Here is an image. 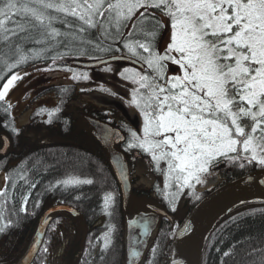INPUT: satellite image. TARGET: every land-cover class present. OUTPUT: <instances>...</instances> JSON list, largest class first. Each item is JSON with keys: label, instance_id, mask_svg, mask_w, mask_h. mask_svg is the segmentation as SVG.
I'll use <instances>...</instances> for the list:
<instances>
[{"label": "snow or ice", "instance_id": "6c2138e0", "mask_svg": "<svg viewBox=\"0 0 264 264\" xmlns=\"http://www.w3.org/2000/svg\"><path fill=\"white\" fill-rule=\"evenodd\" d=\"M93 30L94 40L87 39ZM165 31L167 44L158 50ZM26 40L37 44L52 40L61 45L64 51H58L53 62L83 56L85 46L99 48L105 40L117 45L114 52L119 55L109 60L95 58L94 62L101 72H115L133 86L129 97L112 92L143 115L142 132L138 135L131 130L130 138L121 139L126 151L139 149L155 162L151 166L168 180L163 187L157 186L160 191L170 185L175 188L174 193L165 192L172 212L177 211V197L193 183H203L201 174L214 161L223 158L241 168L253 163L264 168V0H0V42L16 52ZM74 40L80 41L77 49L71 47ZM107 50H112L110 45ZM88 58L93 59L90 54ZM27 59L20 55L11 68ZM116 61L142 67L114 69ZM170 64L179 71L169 75ZM145 67L151 72L144 71ZM68 70L73 72L71 66ZM27 74L12 72L0 83V106L5 112L13 107L11 90ZM71 78L76 79L74 72ZM6 139L0 137V151ZM8 179L0 175V197L5 196ZM19 179L28 182L23 175ZM71 183L92 185L93 180L57 181L58 186ZM110 198L105 196V202ZM27 203L26 197L21 212L27 211ZM9 220L8 227L14 226ZM142 221L141 235H147L152 223L147 212ZM187 231L185 225L181 235ZM56 234L62 236L63 232ZM170 235L176 238L175 233ZM108 248L105 239L101 252ZM43 252L46 264L48 247ZM222 255L232 254L224 251ZM182 262L188 264L180 254L173 255L171 249L165 252L158 243L149 245L142 258V264ZM0 264H8L3 254ZM241 264H264V245L248 247Z\"/></svg>", "mask_w": 264, "mask_h": 264}, {"label": "trees", "instance_id": "16d2710c", "mask_svg": "<svg viewBox=\"0 0 264 264\" xmlns=\"http://www.w3.org/2000/svg\"><path fill=\"white\" fill-rule=\"evenodd\" d=\"M54 27L64 31L60 24H55ZM165 33L159 38L158 50ZM86 38L94 40V30L93 34L87 35ZM60 39L63 37H57V40ZM109 45L112 50H107ZM71 47L77 49L80 47V41L74 40ZM115 47L117 45L105 40L99 48L85 46L83 56H66L53 62L52 57L58 51H64L56 41L46 40L43 44H37L26 40L18 45L16 52L11 47H4L3 42H0V83L12 72L29 71L30 68L42 64L49 65L50 70L69 73L70 76L73 72L75 76L79 72H92L97 68H86L82 64L94 62L95 58L105 59L119 55L114 52ZM89 54L93 59L88 58ZM20 55L28 59L16 68H11L14 59H19ZM120 62L125 63V68L129 69L142 67L126 61ZM69 66L73 72L68 70ZM144 71L151 72L146 67ZM127 74L134 75L133 72ZM79 81L77 78L72 79V82L53 85L38 92L24 110V113L28 112L26 124H22L20 118L15 115L13 104L7 112L0 106V137L6 134L10 139L9 149L0 152V175L9 177L5 196L0 197V254H3L8 264H15L25 255L39 229L43 214L58 204L71 205L79 214L74 216L68 212H57L48 218L42 245L32 264H45V246L49 249L46 264H129L128 201L117 178L112 159L113 154L118 155L120 151L136 184L134 195L138 198H151L154 206L159 210H166L175 218L176 214L180 213L174 223L169 218L160 216L143 256L148 254V246L153 243H158L167 252L173 239L170 233H175L183 218L215 188L262 168L255 163L246 164L241 168L237 163L221 158L214 173V176H219V183L210 190L196 187L184 189L177 197V211L172 212L168 200L165 199V192L174 193L175 188L172 186L170 191L168 188L164 191L158 189L157 186L163 187L168 180L154 168L151 170L148 153L139 149L126 151L127 145L123 140L116 144L119 152L113 153L97 133L96 128L105 125L121 132L124 138H130L131 130L136 131V122L130 112L135 110L140 117H143L142 113L134 105H130L127 99L122 101L112 95L115 91L120 96L129 97L133 86L130 83L126 86L123 82L120 83L127 90L123 94L109 84L99 90L91 89L92 92L110 96V100L122 102L124 111L116 104L97 105L93 101L83 99V96L90 92L88 81L81 75ZM103 88H108L109 91L105 92ZM46 100L50 102L45 103ZM28 131L36 137L28 134ZM141 132L137 131L138 135ZM20 175L26 177L28 182L19 179ZM85 179H92L93 184L57 185V181L61 180ZM31 183H35L36 187L32 188ZM143 185L148 188L142 187ZM105 196L111 197L107 203ZM26 197L27 211L21 212L20 207ZM147 204L153 206L152 202ZM9 218L14 222L12 227H8ZM53 227L55 231L52 230ZM57 231L63 232V235L58 236ZM105 239L109 248L106 252H101ZM252 245H264V203L244 204L228 211L215 225L208 238L202 264H241L246 249ZM224 251L232 255L225 257L222 255ZM159 252L158 248L157 255ZM101 255L104 256L103 259ZM142 258L138 264H142Z\"/></svg>", "mask_w": 264, "mask_h": 264}, {"label": "water", "instance_id": "95a60500", "mask_svg": "<svg viewBox=\"0 0 264 264\" xmlns=\"http://www.w3.org/2000/svg\"><path fill=\"white\" fill-rule=\"evenodd\" d=\"M110 58H105L104 60H109ZM82 65L90 68L97 67L95 62L83 63ZM100 133L104 142L107 140L114 141L118 137L117 133L109 128L102 129ZM2 137L7 138L6 135H2ZM9 146L10 141L7 138L3 144V151L0 152H5ZM113 165L124 194L127 196L130 175L125 159L122 157L117 160L113 159ZM251 203H264V168L230 180L205 196L179 224L175 233L176 238L172 239L170 246L173 255L180 254L188 264H202L206 243L218 221L231 209ZM57 212H68L74 216L79 214L77 209L71 205L58 204L50 207L43 214L39 229L27 252L15 264H32L34 256L38 253L37 246L40 248L42 245L48 218ZM159 214L169 218L174 223L175 216L169 214L166 210H159ZM150 217L152 223L147 235H141L143 228L139 225L143 223L142 218H137L134 221L143 241H147L149 233L156 224V219L152 216ZM185 225H187L188 231L181 235V230ZM33 241H35V245H33ZM137 253L141 255L143 252L137 250Z\"/></svg>", "mask_w": 264, "mask_h": 264}, {"label": "rangeland", "instance_id": "374dc122", "mask_svg": "<svg viewBox=\"0 0 264 264\" xmlns=\"http://www.w3.org/2000/svg\"><path fill=\"white\" fill-rule=\"evenodd\" d=\"M166 44H167V32L165 33V36L160 43L159 50H162L166 46ZM45 65L46 64H42L38 66L39 68L43 69ZM38 66L30 68L29 71L25 70V72L28 74L24 75L23 79H20L16 82L15 87L11 90V93H10L12 104L14 105V109H15L14 113L20 118V121L22 124L28 123V112L24 113V110L25 108L28 107L27 106L28 103H30L31 98L34 97L35 94L53 85H59V84L72 82V78L69 73H63L62 71L50 70L51 67L49 65H47L48 66L47 70L38 71L37 70ZM125 66H126L125 63H121V62H114L112 64V67L114 69L125 68ZM92 68H97V67H92ZM178 71H179L178 66L171 65V64L169 65V68H168L169 75H171L173 72H178ZM80 75L83 78L87 77V79L85 78L84 79L88 81L87 87L90 91L89 94L83 96V99H86L87 101L88 100L93 101L97 105L112 103V104H116L121 109H124L122 108L123 107L122 102L116 99L110 100L109 99L110 96H107L104 93L97 92V91L92 92L91 89L99 90L101 89V87L109 84L110 87H113L116 91H120L123 94V93H126L127 91L124 88V86H126L128 82L123 81L120 77H118L115 74V72L104 73V72H101L98 68L88 73H82V74H80V72L77 73L76 78L78 81H79ZM122 82L124 83V86L120 84ZM12 93H14V95ZM125 95L127 96V94ZM46 102L49 103L50 101L46 100L45 103ZM130 113L134 116L133 118H134V121L136 122L134 124L137 128L136 131L141 132V129L143 127V117H140L139 115L137 116V112L135 110H132ZM28 134L34 135L32 132H29ZM34 136L36 137V135ZM153 163L155 162L149 163V167L151 168V170L153 169V167L151 166ZM217 164H219V160L213 162L208 172L201 174L203 183H199V184L193 183L192 187L205 188V189L210 190L214 186H216L220 181L219 176L218 177L214 176L215 171H217L216 169H218ZM161 166H163V162H161ZM142 187L148 188L146 185H143ZM171 189H172V186L170 185L168 187V190L170 191ZM132 193L133 192H131V196L127 203L128 225L136 217L137 213L139 212L138 211L139 207L140 208L144 207V210H147L148 202H152L153 206L155 205V203L151 200V198L149 199L147 197L138 198L136 195ZM137 258L140 259L142 257L137 256L131 259L130 264H138L139 261H137Z\"/></svg>", "mask_w": 264, "mask_h": 264}, {"label": "flooded vegetation", "instance_id": "af4514ba", "mask_svg": "<svg viewBox=\"0 0 264 264\" xmlns=\"http://www.w3.org/2000/svg\"><path fill=\"white\" fill-rule=\"evenodd\" d=\"M96 129L99 132V130L102 129V127L98 126ZM99 136L101 137L100 133H99ZM120 140H121V138L117 137V139L115 141H108V140L105 141V144H106V146L108 148L111 147V148L115 149V150H112L113 153H118L119 151L116 149V143H118V141H120ZM107 150H109V149H107ZM112 151H111V153H112ZM136 153L138 154V152H136ZM129 192H133V194L136 192V184H135L134 179L132 178V176L130 177V182H129V185H128V193ZM138 211L139 212L137 213V215L134 218V220H136L137 218H142L145 215L146 212H147L148 215L154 217L155 219L158 218V220H159V210L155 206L152 208V205L147 204V210H144V207L143 208L139 207ZM179 215H180V213L176 214L175 221L177 220V218H178L177 216H179ZM134 220L131 221V223L127 226V248L129 250V255L132 256L131 259L137 257V255H133V253H137V250L140 251V252L144 251V248H145V246L147 244L146 242L148 241V240L147 241H143L141 239V236L138 235L139 234V230L137 229L136 225L134 224ZM155 229H156V227H155Z\"/></svg>", "mask_w": 264, "mask_h": 264}, {"label": "bare ground", "instance_id": "6f19581e", "mask_svg": "<svg viewBox=\"0 0 264 264\" xmlns=\"http://www.w3.org/2000/svg\"><path fill=\"white\" fill-rule=\"evenodd\" d=\"M113 158L117 160V159L120 158V156H118V155H116V154H113Z\"/></svg>", "mask_w": 264, "mask_h": 264}]
</instances>
